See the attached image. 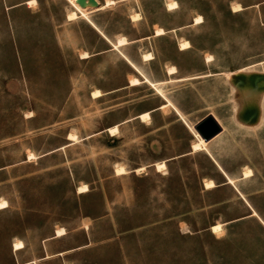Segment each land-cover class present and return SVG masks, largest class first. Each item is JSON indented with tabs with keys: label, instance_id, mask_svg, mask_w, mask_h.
<instances>
[{
	"label": "rangeland",
	"instance_id": "rangeland-1",
	"mask_svg": "<svg viewBox=\"0 0 264 264\" xmlns=\"http://www.w3.org/2000/svg\"><path fill=\"white\" fill-rule=\"evenodd\" d=\"M26 1L0 0V264H264V89L238 102L240 86L264 88V0H116L87 13L97 27L67 19L69 0ZM171 63L200 77L156 88ZM157 91L172 104L155 109ZM172 105H210L222 132L192 151L185 122L150 130Z\"/></svg>",
	"mask_w": 264,
	"mask_h": 264
},
{
	"label": "bare ground",
	"instance_id": "bare-ground-1",
	"mask_svg": "<svg viewBox=\"0 0 264 264\" xmlns=\"http://www.w3.org/2000/svg\"><path fill=\"white\" fill-rule=\"evenodd\" d=\"M69 1L71 2L72 5H74V8H71L70 10H68V12L66 14L67 15V19L74 20V18H76L78 16H84L91 23H93L96 26V24L88 18L89 15L87 13L90 12L93 8H102V7H105V6H109L115 0H106L105 3H98V0H69ZM26 3H27L28 6H31V4L33 3V0H27ZM232 4H233L232 5V10H238L239 8H241V5L239 3L238 4L232 3ZM176 6H177V1L176 0H166V7L167 8H173V7H176ZM131 17L133 19H138L139 18V14L137 12H133L131 14ZM201 21H202V15H200V14L195 15L194 23H199ZM154 31H155L156 35L163 34L165 32L162 27H156L154 29ZM104 35L106 36V34H104ZM106 37L108 38L110 43H112V46L115 47V48L118 47V46L124 45V44L129 42V40L127 39V37L125 35L118 36L114 41L110 40V38L108 36H106ZM178 45H179V48L187 47V46H189V41L186 38H184V40H180ZM89 55H90V53L88 51H86V50H82L81 54H80L81 57H88ZM152 57H153V54L150 51L144 52L142 54V58L144 60H148L149 58H152ZM205 59L207 61L211 60L212 59V54H206L205 55ZM258 63L259 64H263L264 63V59L258 61ZM166 67H167V71L170 72V73L175 72L177 70V67H175V65H173V64L166 65ZM227 73H229V72H227ZM146 80H148V79L146 78ZM139 82H140V79L136 75H133V76L130 77L128 83L130 85V84H137ZM151 83L153 84V82H151ZM258 83L261 86H264V78L258 79ZM263 89L264 88L254 89V88H250L248 86H246V87L245 86H240V88H239L240 95H239V98H238V102L243 104L245 98L251 97V96H256V95H258V93H261ZM101 93H102V91L99 88L96 87L91 92V95H92V97H94V96L100 95ZM149 115H150L149 111H143L140 114H138V116L142 120L149 119ZM117 130H118L117 123H115L112 126H109L107 128V131H109L112 135ZM194 133H195V135H197V139L192 142L191 150H197V149L205 148V145H206L207 141L205 139H203L201 136H199L198 133L195 130H194ZM67 138L69 139V142L77 140V136L74 134V132H69L68 135H67ZM64 145H62V146H64ZM35 156L36 155L32 151H28L27 159L34 158ZM155 166H156L157 170H163L166 167V162H165V160L156 161ZM142 168L143 167H137L136 170H139V169H142ZM125 171H126V169H125V167L122 164H117L115 166V172L116 173H122V172H125ZM250 174H252L251 168L249 166L244 167L243 170H242V175L248 176ZM228 181L233 182V178L228 177ZM214 185H215V182H214V180L212 178H206V180L204 181L205 188L206 187H211V186H214ZM87 189H88V185H87L86 182H81L77 186V191H85ZM7 204H8V200L7 199L0 198V208L5 207ZM254 212L256 213V211H254ZM210 228H211V230H213L215 232H219L222 229V223L221 222L213 223V224L210 225ZM64 231H65V228L61 225V226H58L56 228L55 233L57 235H61V233H63ZM13 246H14L15 249L16 248H20V247L23 246V242L20 239H14ZM68 264H71V263H68Z\"/></svg>",
	"mask_w": 264,
	"mask_h": 264
},
{
	"label": "crops",
	"instance_id": "crops-1",
	"mask_svg": "<svg viewBox=\"0 0 264 264\" xmlns=\"http://www.w3.org/2000/svg\"><path fill=\"white\" fill-rule=\"evenodd\" d=\"M105 1L106 0H104L103 2H99V0H98V3H105ZM116 1V0H115ZM114 1V2H115ZM113 2V3H114ZM25 2H22V1H19L18 3H16L14 6H19L20 4H24ZM177 6H178V3H177ZM176 6V7H177ZM105 7H107V6H105ZM102 8H104V7H102ZM173 8H175V7H173ZM94 26V25H93ZM164 30V29H163ZM153 31H154V28H153ZM164 31H166V30H164ZM155 32V31H154ZM165 33V32H164ZM163 33V34H164ZM154 35H156L155 33H154ZM158 35H160V34H158ZM145 37H147V36H145ZM138 39V38H137ZM107 40V39H106ZM109 42V41H108ZM109 44L110 45H112V43H110L109 42ZM187 47H189V46H187ZM178 48H179V45H178ZM181 51H183L184 49H186V47H184V48H179ZM171 64H173V63H171ZM169 65V64H168ZM174 65V64H173ZM176 67V66H175ZM178 72H179V70H178V68H177V70L175 71V72H172V73H170V72H168L167 71V67L165 68V73H164V76L163 77H161V78H159V79H155V80H149L150 81V83L151 82H153V85L156 87V88H159L158 86L159 85H162V86H164L165 84H167V82H170V81H183V80H185V79H188V78H193V77H200L199 75H182V76H179L178 75ZM205 73H207V72H205ZM202 75V74H201ZM204 75H206V74H204ZM156 90V89H155ZM157 93L161 96V98H162V101L160 102V103H158L159 105L155 108V109H158V110H160V109H163V108H165V107H167V105H169V104H172L171 103V101H170V103H167V104H165L166 103V99L168 98V97H166V96H164L163 94H161L160 92H158L157 91ZM102 94V93H101ZM169 99V98H168ZM172 107H173V109L175 110V112H176V115L177 116H175L174 118H172V119H170V120H168V121H166V122H164V123H160V124H158V125H156V126H154V127H152V128H150V130H152V129H155V128H157L156 130H154V131H157V130H160V129H163V128H165L166 126H168V124H170V123H174V122H176V121H183V122H185L186 123V125H187V127H188V129H189V131H190V133H191V135H192V137H191V142H190V145H192V142L194 141V140H196L197 139V135H195L194 133H193V130L191 129V126L193 127V129H194V124L195 123H197L198 122V120H200L201 118H203L204 117V115L205 114H207L208 112H211L214 116H215V118L217 119V116L215 115V113L213 112V110H211V106L210 105H204V106H202V107H196V108H193V109H190V110H186V112H182V111H184V110H182V109H180V108H178V106H176V105H172ZM149 112H150V110H149ZM183 114L184 116H185V119H186V117H188V116H192V115H197L196 117H195V119L191 122V124L188 122V121H186L185 119H179V114ZM149 117H151V115H149ZM217 121H219L220 122V120H218L217 119ZM143 122V121H142ZM221 123V122H220ZM147 124H149V122H147ZM221 125H222V130H223V124L221 123ZM150 130H148L147 132H149ZM195 130V129H194ZM222 130L220 131V132H222ZM196 131V130H195ZM153 132V131H152ZM197 132V131H196ZM219 132V133H220ZM151 133V132H150ZM219 133H217V134H215L214 136H212L209 140H206L207 141V143L209 142V141H211L214 137H216ZM144 134V133H143ZM142 134V136H145V135H143ZM147 135H149V134H147ZM206 143V144H207ZM65 145H67V144H65ZM64 145V146H65ZM63 147V146H62ZM193 151V150H192ZM213 159V161L214 162H216L215 160H214V158H212ZM223 174H224V172H223ZM226 176H227V179H228V175L227 174H225ZM228 181V180H227ZM81 192V191H80ZM4 199V198H3ZM8 205V204H7ZM4 208V207H3ZM253 215H257V212L255 213L254 212V210H253V213H252ZM63 226V225H62ZM58 227V226H57ZM56 227V228H57ZM64 227V226H63ZM56 228H55V230H56ZM65 228V227H64ZM55 230H54V234H55V236H61V235H57L56 233H55ZM65 232V231H64ZM63 232V233H64ZM62 234V233H61ZM16 239H19V238H16ZM21 240V239H20ZM14 241V240H13ZM13 241H12V246H13ZM22 242H23V240H21ZM24 247V242H23V246L22 247H20V248H23ZM13 248H14V246H13ZM20 248H16V249H20ZM15 249V248H14ZM15 249V250H16ZM47 256H49V254H47ZM26 262H17V263H14V264H25Z\"/></svg>",
	"mask_w": 264,
	"mask_h": 264
},
{
	"label": "water",
	"instance_id": "water-1",
	"mask_svg": "<svg viewBox=\"0 0 264 264\" xmlns=\"http://www.w3.org/2000/svg\"><path fill=\"white\" fill-rule=\"evenodd\" d=\"M194 129L203 139L209 140L222 130V125L211 112H208L194 124Z\"/></svg>",
	"mask_w": 264,
	"mask_h": 264
}]
</instances>
